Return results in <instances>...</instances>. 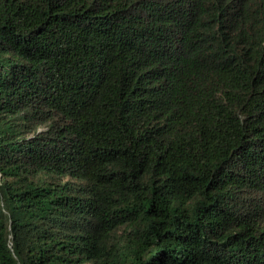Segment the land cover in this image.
Returning <instances> with one entry per match:
<instances>
[{"label": "trees", "instance_id": "1", "mask_svg": "<svg viewBox=\"0 0 264 264\" xmlns=\"http://www.w3.org/2000/svg\"><path fill=\"white\" fill-rule=\"evenodd\" d=\"M0 264H264V0H0Z\"/></svg>", "mask_w": 264, "mask_h": 264}]
</instances>
